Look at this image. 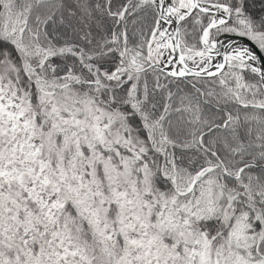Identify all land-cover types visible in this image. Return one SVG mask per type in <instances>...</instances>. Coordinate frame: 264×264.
<instances>
[{
	"label": "snow or ice",
	"instance_id": "6c2138e0",
	"mask_svg": "<svg viewBox=\"0 0 264 264\" xmlns=\"http://www.w3.org/2000/svg\"><path fill=\"white\" fill-rule=\"evenodd\" d=\"M0 264H264V0H0Z\"/></svg>",
	"mask_w": 264,
	"mask_h": 264
}]
</instances>
